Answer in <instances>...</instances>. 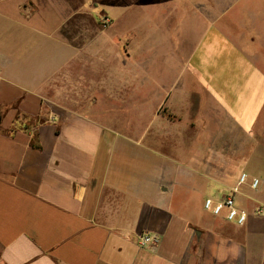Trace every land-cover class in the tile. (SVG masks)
I'll use <instances>...</instances> for the list:
<instances>
[{
  "label": "crops",
  "instance_id": "0c3cea01",
  "mask_svg": "<svg viewBox=\"0 0 264 264\" xmlns=\"http://www.w3.org/2000/svg\"><path fill=\"white\" fill-rule=\"evenodd\" d=\"M261 194L264 0H0V264H264Z\"/></svg>",
  "mask_w": 264,
  "mask_h": 264
},
{
  "label": "built area",
  "instance_id": "2783aa9c",
  "mask_svg": "<svg viewBox=\"0 0 264 264\" xmlns=\"http://www.w3.org/2000/svg\"><path fill=\"white\" fill-rule=\"evenodd\" d=\"M108 22L109 21L107 19L104 20V26H106ZM246 184H249L253 190H258L260 186V180L250 179L248 174L243 173L240 176L239 186H243ZM238 193L239 189L236 188L230 193L220 196L218 198H206L204 202V209L214 216H224L229 223L235 224L236 226H246L251 214L247 209L237 205L236 196ZM254 215L263 216L264 207L258 206L254 211ZM160 242L161 238L157 234H142L139 237V245L142 248L156 246Z\"/></svg>",
  "mask_w": 264,
  "mask_h": 264
},
{
  "label": "rangeland",
  "instance_id": "374dc122",
  "mask_svg": "<svg viewBox=\"0 0 264 264\" xmlns=\"http://www.w3.org/2000/svg\"><path fill=\"white\" fill-rule=\"evenodd\" d=\"M101 20H100V23H101V25L105 28V26L103 25V23H104V18H103V15L101 16V18H100ZM109 35H113V33H110ZM142 36H143V39H142V43L140 44V46H137V57H138V60H141L142 58H143V56L147 53V52H149L150 50H151V46H150V42H151V39L149 38V36L147 35V36H144V34H142ZM257 52H259V49H258V46L256 47V52L255 53H257ZM191 100H195V98H191ZM161 113L163 114V115H166V116H168V111L166 110V109H162L161 110ZM235 136H236V140H234V144H235V147L237 148L238 147V145H241V138L239 137V136H237V134H235ZM194 142V141H193ZM191 147H192V145H191ZM208 148H209V143L208 142H206V141H199V152L201 153V151H203V150H205V152H207V150H208ZM201 149V150H200ZM203 149V150H202ZM192 151V150H191ZM188 159H192V158H190V157H188ZM243 173H245V172H243ZM243 173H241V175L243 174ZM240 175V176H241ZM240 176H239V179H238V182L236 183V185L234 186V188H232V189H230L229 191H233V190H235L237 187H239V180H240ZM245 188H246V185H243V186H241L240 187V189H239V193H241V191L244 193H247L248 195H250L251 197H254V198H257V196H259L260 197V194H258V191L260 190V186H259V188H258V190H253L252 188V192L249 190V191H247V190H245ZM242 189V190H241ZM240 195H238L237 194V196H236V203H237V205L238 206H240V207H244V205H247L248 203L246 202V201H249V199H245L244 198V205L243 206H241L242 205V200L240 199V197H239ZM261 196H264V194H261ZM245 208V207H244Z\"/></svg>",
  "mask_w": 264,
  "mask_h": 264
}]
</instances>
